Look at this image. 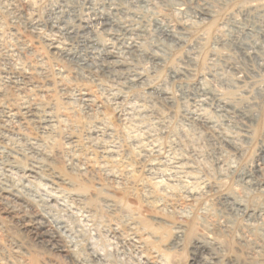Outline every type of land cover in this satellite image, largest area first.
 I'll use <instances>...</instances> for the list:
<instances>
[{
  "label": "rangeland",
  "instance_id": "rangeland-1",
  "mask_svg": "<svg viewBox=\"0 0 264 264\" xmlns=\"http://www.w3.org/2000/svg\"><path fill=\"white\" fill-rule=\"evenodd\" d=\"M263 56V0H0V189L66 249L0 227V264H191L195 239L249 264L236 249L242 230L264 237Z\"/></svg>",
  "mask_w": 264,
  "mask_h": 264
},
{
  "label": "bare ground",
  "instance_id": "bare-ground-1",
  "mask_svg": "<svg viewBox=\"0 0 264 264\" xmlns=\"http://www.w3.org/2000/svg\"><path fill=\"white\" fill-rule=\"evenodd\" d=\"M264 1V0H263ZM255 6V5H254ZM57 12V11H56ZM57 16V15H56ZM165 17V16H164ZM200 20V19H199ZM161 21V20H160ZM198 21V20H197ZM31 24V23H30ZM192 24V23H191ZM64 25V24H63ZM76 25V24H75ZM74 25V26H75ZM161 26V25H160ZM187 26V25H186ZM190 27V26H189ZM62 29V28H61ZM173 29V28H172ZM174 30V29H173ZM169 31V30H168ZM54 32V31H53ZM173 31H171L172 33ZM183 33V32H182ZM87 34V33H86ZM85 34V35H86ZM168 34V33H167ZM174 34V33H173ZM169 35V34H168ZM167 35V36H168ZM54 36V35H53ZM52 36V37H53ZM135 36V35H134ZM170 36H172V34H170ZM169 37V36H168ZM61 39V38H60ZM235 39V38H234ZM182 40V39H181ZM92 41V40H91ZM50 46L52 47V49L54 50H61V44L60 42L57 41H50ZM141 42V41H140ZM238 43V42H237ZM178 45V44H177ZM248 45V44H247ZM243 47V46H242ZM112 48V47H111ZM133 48L138 49L139 47L137 46H133ZM159 49V48H158ZM145 50V49H144ZM142 50V51H144ZM247 50V49H246ZM108 51V50H107ZM140 53L141 50L139 49ZM220 53V52H219ZM261 54V53H260ZM151 55V54H149ZM99 56V55H98ZM105 60H112L115 59L116 56L111 53V52H107L105 55ZM154 56V55H153ZM152 57V56H151ZM264 57V56H263ZM103 58V57H102ZM117 59V58H116ZM156 60V58H154ZM139 60V59H138ZM150 60V59H149ZM99 61V60H98ZM103 61V60H102ZM158 61V60H157ZM162 61V60H161ZM94 62V61H93ZM153 65V64H152ZM103 66V65H102ZM103 68H105L107 71L108 69H110V64H105L103 66ZM122 68V67H121ZM58 73V72H57ZM98 74V73H97ZM118 76V75H117ZM139 76V75H138ZM238 76V75H237ZM246 77V76H245ZM8 78V77H7ZM135 79V78H134ZM141 79V77H137V80ZM144 81V80H143ZM118 82V81H117ZM122 82V81H121ZM255 82V81H252ZM123 83V82H122ZM127 85V84H126ZM143 85V84H142ZM9 87V86H8ZM13 88V87H12ZM201 88V87H200ZM160 90V89H159ZM158 94V93H157ZM162 95H164V93H160ZM242 94V93H241ZM167 96V94H166ZM193 97V96H192ZM83 98V97H82ZM209 99V98H208ZM237 99V98H236ZM202 100V99H201ZM227 100V99H226ZM225 100V101H226ZM168 104L172 103L170 102V99L167 97ZM207 102V101H206ZM23 104V103H22ZM231 104V102H230ZM172 105V104H171ZM198 107V106H197ZM220 107V106H219ZM6 108V107H4ZM147 108V107H146ZM217 109V108H216ZM28 110V109H27ZM33 110V109H32ZM227 112V111H226ZM45 115V114H44ZM189 117V116H188ZM208 117V116H207ZM233 117V116H232ZM235 117V116H234ZM33 118V117H32ZM143 118V117H142ZM191 119V118H190ZM4 120V119H3ZM233 120V119H232ZM236 120V119H235ZM238 121V120H237ZM141 123V122H140ZM242 123V122H241ZM10 125V124H9ZM102 125V124H101ZM52 127V126H51ZM139 127V126H138ZM104 130V129H103ZM106 131V130H105ZM103 132V131H102ZM45 133V132H44ZM141 133V132H140ZM139 133V134H140ZM152 133V132H151ZM150 133V134H151ZM101 134V133H100ZM149 134V135H150ZM130 135V134H129ZM142 135V134H141ZM100 136V135H99ZM94 139V138H93ZM134 139V138H133ZM139 139V138H137ZM141 139V138H140ZM98 140V139H97ZM96 140V141H97ZM131 140V139H130ZM106 142V141H105ZM97 143V142H96ZM135 143V142H134ZM137 143V142H136ZM132 144V143H131ZM146 144V143H145ZM237 144L238 141H237ZM139 146V144H138ZM137 146V148H138ZM228 146V145H227ZM40 147V146H39ZM97 147V146H96ZM135 147V146H134ZM148 147V146H147ZM146 145L144 147L141 146L139 147V152H138V157L140 156H145L146 154H149V152L152 150V148L150 149L147 148ZM101 148V147H100ZM105 148V147H104ZM154 148V147H153ZM117 149V148H116ZM100 150V149H99ZM104 151L103 154L108 156H111L113 154H115V150L108 149H103ZM121 150V149H120ZM136 151V150H135ZM153 151V150H152ZM223 151V150H222ZM66 153V152H65ZM136 153V152H134ZM264 153V151H263ZM102 154V153H101ZM220 154V153H219ZM150 155V154H149ZM46 156V155H45ZM264 155H262L261 157H263ZM105 157V156H103ZM136 157V158H138ZM77 158V157H76ZM107 158V157H106ZM109 158V159H110ZM264 158V157H263ZM262 158V159H263ZM260 160V159H259ZM150 161V160H149ZM222 161V160H221ZM173 162V161H172ZM174 162H176L174 160ZM6 163V162H5ZM156 163V162H155ZM170 163V162H169ZM154 164V163H153ZM2 165V164H1ZM102 165V164H101ZM182 165V164H181ZM109 168V167H108ZM117 168V167H116ZM128 168V167H127ZM150 168V167H149ZM173 169H180L179 167H173ZM106 170V169H105ZM172 170V169H171ZM162 171V170H160ZM78 172V171H77ZM157 172V171H156ZM171 172V171H170ZM176 172V171H175ZM118 174V173H117ZM191 174V173H190ZM186 175V174H185ZM39 176V175H38ZM191 176V175H190ZM118 178V177H117ZM10 179V178H9ZM45 179V178H44ZM163 179V178H162ZM186 179V178H185ZM201 179V178H200ZM116 180V179H115ZM187 180V179H186ZM159 181V180H157ZM251 181V180H250ZM4 182V181H3ZM111 182V181H110ZM261 182V181H260ZM184 183V182H183ZM161 184V183H159ZM11 185V184H10ZM258 185V184H257ZM158 186V185H157ZM181 187V186H180ZM194 187V186H193ZM262 189V188H261ZM160 190V189H159ZM53 192V191H52ZM202 192V191H201ZM204 192V191H203ZM209 192V191H208ZM263 192V191H262ZM185 194H188V192H185ZM167 195V194H166ZM171 195V194H170ZM205 195V194H204ZM222 200V199H221ZM34 201V200H33ZM29 202V201H28ZM233 202V201H232ZM220 203V202H219ZM235 203V202H234ZM233 203V204H234ZM0 204L3 205V210L5 215L7 216L6 218H8V225L6 223H1L0 222V227L9 230V226H13V228L16 229L19 228L21 231L23 232H27L28 235L34 237V239L37 240H41L42 242H44L45 244H47V246L50 247V249L52 251H54L55 253L58 254H65L66 253V249L64 247V245H62L60 243V241L56 238V235L54 234V232L52 231L51 228L48 227L46 221L41 217V215L38 212H32V213H28L27 212V203L26 201H23L21 199H19L16 195H14L13 193H11L10 191H7L5 189H0ZM229 204V203H228ZM227 204V205H228ZM232 204V205H233ZM238 204V203H235ZM240 205V204H239ZM238 205V206H239ZM232 207V206H231ZM230 207V208H231ZM241 206H239L240 208ZM244 207V206H243ZM236 209V210H239ZM242 208V207H241ZM246 208V207H245ZM243 209V208H242ZM226 210V209H225ZM244 210V209H243ZM223 211V210H222ZM245 212V211H243ZM220 213V212H219ZM241 213V212H239ZM258 213V212H257ZM224 214V213H223ZM229 215V214H228ZM242 215V214H241ZM249 215V214H246ZM252 217L254 218H258V219H264V213H262V211H260V213L256 214V213H252L250 214ZM258 216V217H257ZM221 217V216H220ZM249 217V216H248ZM213 218V217H212ZM219 218V217H218ZM250 218V217H249ZM253 219V218H251ZM264 222V220H262ZM228 222V221H227ZM214 223V222H213ZM229 223V222H228ZM209 224V223H208ZM255 224V223H254ZM253 224V225H254ZM210 225V224H209ZM213 226V225H212ZM244 228V227H243ZM245 230V228H244ZM212 231V230H211ZM210 231V232H211ZM234 230L227 225L226 223H224L223 225H217L216 230H214V232H212L211 235H213L212 237H209L210 239H213V244L217 247V248H224L225 243H223L222 241V233H225L231 236V238L234 235ZM242 233V237L239 238L240 242H247L248 246L246 249H244V251H241L240 249H236L239 250V252H243L242 255L244 256L243 258L246 260H250L251 262L249 264H264V237L262 238H257V237H250V233H248L246 230L245 231H241ZM250 234V235H249ZM261 234V233H260ZM27 235V234H25ZM224 239V238H223ZM226 239V238H225ZM232 240V239H231ZM237 240V239H236ZM234 240V242L236 241ZM65 241V240H64ZM9 242L12 245V247L14 248V256L15 257H19L22 256L23 252H26L28 250L27 247V243L20 237L17 236L16 233H12L10 232L9 235ZM237 242V241H236ZM175 243V242H174ZM211 243V242H210ZM241 244V243H240ZM174 245V244H173ZM178 245V244H177ZM242 245V244H241ZM240 245V246H241ZM214 246V247H215ZM236 246V244H235ZM190 253L192 255V259H191V264H223L226 261L227 255L225 253H223L222 251H213L209 248V246L207 245V243H205L204 241L201 240H196L191 244L190 246ZM238 254V253H237ZM80 256V255H79ZM92 256V255H91ZM80 258V257H79ZM86 258V257H85ZM52 259V258H51ZM55 260V259H54ZM230 260V259H229ZM228 262V261H227ZM48 264H61L59 262H56L47 258V262ZM45 263V264H46ZM80 264H87L84 260H80L79 261ZM227 264V263H226Z\"/></svg>",
  "mask_w": 264,
  "mask_h": 264
}]
</instances>
